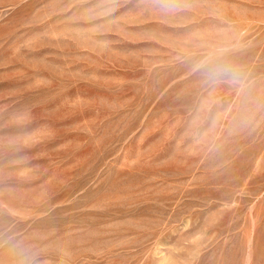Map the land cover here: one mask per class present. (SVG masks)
<instances>
[{
    "label": "rangeland",
    "instance_id": "obj_1",
    "mask_svg": "<svg viewBox=\"0 0 264 264\" xmlns=\"http://www.w3.org/2000/svg\"><path fill=\"white\" fill-rule=\"evenodd\" d=\"M0 264H264V0H0Z\"/></svg>",
    "mask_w": 264,
    "mask_h": 264
},
{
    "label": "clouds",
    "instance_id": "obj_2",
    "mask_svg": "<svg viewBox=\"0 0 264 264\" xmlns=\"http://www.w3.org/2000/svg\"><path fill=\"white\" fill-rule=\"evenodd\" d=\"M233 70L226 65L217 64L207 70V76L210 80H216L224 76L233 75Z\"/></svg>",
    "mask_w": 264,
    "mask_h": 264
}]
</instances>
